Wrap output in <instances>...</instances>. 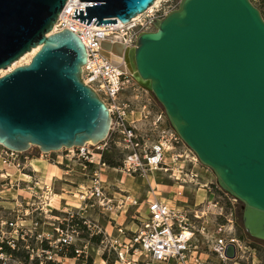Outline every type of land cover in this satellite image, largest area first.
<instances>
[{
    "label": "water",
    "instance_id": "95a60500",
    "mask_svg": "<svg viewBox=\"0 0 264 264\" xmlns=\"http://www.w3.org/2000/svg\"><path fill=\"white\" fill-rule=\"evenodd\" d=\"M71 17L127 23L155 0H82ZM65 0H0V68L33 47L29 62L0 75V146L42 153L99 142L105 103L81 78L86 49L73 31L50 32ZM121 58L163 107L170 126L218 186L242 202L241 222L264 241V19L250 0H180L152 21ZM48 33V34H47ZM117 43L121 46L123 43ZM122 43V44H121ZM115 52H119L116 48ZM228 257L233 248L226 249Z\"/></svg>",
    "mask_w": 264,
    "mask_h": 264
},
{
    "label": "built area",
    "instance_id": "2783aa9c",
    "mask_svg": "<svg viewBox=\"0 0 264 264\" xmlns=\"http://www.w3.org/2000/svg\"><path fill=\"white\" fill-rule=\"evenodd\" d=\"M179 1L170 0L151 10L147 8L136 18L132 17L130 23L116 20L111 24L94 25V19L85 24L71 17L73 8H82L84 15V6L89 2L65 0L50 32L67 28L82 40L87 53L81 70L82 81L105 103L111 122L105 139L62 149H74L76 158L84 166H90L89 184L81 192L83 201L94 198L102 206L112 203L104 194L102 178V170L112 168L104 160L111 145L120 152L118 166L114 169L144 182L145 194L139 202L143 209L134 215L138 224L132 237L123 246L115 241V245L112 244L115 262L264 264V253L260 257L257 248V242L264 241L236 233L239 201L217 183L200 181L196 171L199 161L170 126L163 110H154L150 102L143 101L147 90L102 54V39L118 40L125 47L134 46L138 34L153 29L152 21L176 8ZM49 153L52 152L44 154ZM22 154L0 146V157L4 161L15 160V164H19ZM151 174L152 181L149 180ZM120 196L122 198L116 200L118 204L129 203L125 201L128 195ZM130 203L136 204V199ZM62 241L67 239L62 238ZM228 246L233 248L232 257L226 255Z\"/></svg>",
    "mask_w": 264,
    "mask_h": 264
},
{
    "label": "rangeland",
    "instance_id": "374dc122",
    "mask_svg": "<svg viewBox=\"0 0 264 264\" xmlns=\"http://www.w3.org/2000/svg\"><path fill=\"white\" fill-rule=\"evenodd\" d=\"M168 1L159 0L157 5ZM250 1L264 19V0ZM143 94V101L150 102L152 109L163 110L151 92ZM75 155L74 149L44 154L31 146L19 156V164L0 157V264H121L115 262L112 244L123 246L132 237L138 224L134 215L143 209L139 202L145 194L144 182L110 166L102 170V178L104 194L112 203L102 206L94 198L83 201L81 192L89 184L90 166H84ZM105 156L118 162L119 149L111 145ZM197 165L200 181L216 183L209 168ZM120 195H128L125 201L129 203L118 204ZM133 198L136 204L132 205ZM238 207L240 220L242 202ZM236 233L245 235L241 221ZM257 243L262 257L264 242Z\"/></svg>",
    "mask_w": 264,
    "mask_h": 264
},
{
    "label": "bare ground",
    "instance_id": "6f19581e",
    "mask_svg": "<svg viewBox=\"0 0 264 264\" xmlns=\"http://www.w3.org/2000/svg\"><path fill=\"white\" fill-rule=\"evenodd\" d=\"M159 0H155L154 3L148 7L147 10H151L155 5H157ZM146 10V11H147ZM139 15V14H138ZM136 15V16H138ZM135 16V18H136ZM120 22V21H118ZM130 23V22H129ZM108 40V39H105ZM118 41V40H117ZM119 42V41H118ZM122 44V43H121ZM124 44H122L121 46L119 45V43L116 42V40H109L107 41V43L105 42V44H103V50L106 52V54H115L117 57L121 58V55L123 54V48H124ZM118 48L119 52H115V49ZM38 49L37 47H33L30 51H28V53L23 54L22 57H20V59L18 61H15L13 63H11L6 69H0V73L4 74L7 71L11 70L12 68H14L15 66L21 65V64H25L29 61V59L31 58V56L34 54V52ZM22 59H25L24 62H20ZM88 143H92L91 141H87ZM76 197V196H75Z\"/></svg>",
    "mask_w": 264,
    "mask_h": 264
},
{
    "label": "trees",
    "instance_id": "16d2710c",
    "mask_svg": "<svg viewBox=\"0 0 264 264\" xmlns=\"http://www.w3.org/2000/svg\"><path fill=\"white\" fill-rule=\"evenodd\" d=\"M108 152H106L104 154V160L110 165V166H118V162H115L114 160H112L109 156H105ZM241 221V212H240V220ZM242 223V222H241ZM244 234H246V232L244 231ZM247 235V234H246ZM10 250V248H9ZM73 256V255H71ZM86 264H89V261L86 262Z\"/></svg>",
    "mask_w": 264,
    "mask_h": 264
}]
</instances>
